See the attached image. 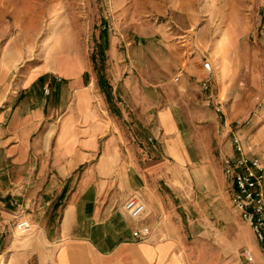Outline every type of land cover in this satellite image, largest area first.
<instances>
[{
    "label": "rangeland",
    "instance_id": "1",
    "mask_svg": "<svg viewBox=\"0 0 264 264\" xmlns=\"http://www.w3.org/2000/svg\"><path fill=\"white\" fill-rule=\"evenodd\" d=\"M116 1L0 0V117L8 121L14 112L27 111L28 102L35 106L48 99L52 84L61 78L65 100L80 97L88 110L103 101L118 127L138 125L134 121L140 115L152 119L153 112L178 98L186 77L200 106L180 107L183 127L187 135H195L197 166L212 167L214 187L207 196L198 185H184L182 171L159 173V190L174 197L172 211L165 204L176 226L175 234L163 236L164 242L174 244L166 264H248L245 249H252L262 264L251 229L232 206L233 186L222 169L231 146L225 125L238 121L246 122L238 136L264 164V0H196L189 33L181 31L189 18L183 11L142 9L146 0H128L137 10L115 11ZM164 35L171 41H158ZM181 52L186 60L182 68ZM102 53L105 61L100 64ZM206 62L211 75L204 70ZM31 80L33 88L25 90ZM206 81L208 92L203 89ZM46 88L51 91L48 96ZM210 96L224 106V119L206 106ZM156 102L157 108L144 105ZM147 128L141 129L150 133L153 145L141 161L166 163V148ZM173 175L182 181L178 189L166 181Z\"/></svg>",
    "mask_w": 264,
    "mask_h": 264
},
{
    "label": "crops",
    "instance_id": "2",
    "mask_svg": "<svg viewBox=\"0 0 264 264\" xmlns=\"http://www.w3.org/2000/svg\"><path fill=\"white\" fill-rule=\"evenodd\" d=\"M154 1L158 6L149 8ZM113 3L115 11L139 8L131 7L128 0ZM145 3L142 9L183 11L189 17L184 25L189 28L181 31L189 33L196 0ZM169 37L161 36L158 41L170 42ZM182 54L180 68L186 62ZM180 72L183 75L184 69ZM56 79L60 83L52 84L53 97L40 99L35 106L28 102L27 111L14 112L8 121L0 117V264H166L174 244L164 242L163 236L175 234L176 226L174 215H166L165 204L172 211L174 197L159 190V173L182 171L184 185L186 181L198 185L207 196L214 187L212 167L197 166L195 135H187L183 127L180 107L200 106L192 94L195 88L185 77L178 98L153 112L152 119L140 115L134 121L138 125L118 127L103 101L88 110L80 97L65 100L64 82ZM34 83L28 81L24 89L33 88ZM76 94L87 95L84 91ZM150 104L158 107L157 102L144 105ZM147 126L156 142L166 148V163L141 161L150 139V133L141 128ZM232 154L228 145L226 155ZM166 181L176 189L182 186L174 175L166 176ZM135 195L147 207L148 216L141 223L131 220L124 209ZM21 220L31 224L30 233L16 231ZM140 226L152 230L146 242L133 239V230Z\"/></svg>",
    "mask_w": 264,
    "mask_h": 264
},
{
    "label": "built area",
    "instance_id": "3",
    "mask_svg": "<svg viewBox=\"0 0 264 264\" xmlns=\"http://www.w3.org/2000/svg\"><path fill=\"white\" fill-rule=\"evenodd\" d=\"M204 70L208 75L212 74L211 64L206 62ZM182 73V72H181ZM179 74L176 81L180 79ZM210 84L203 82L204 91H210ZM45 93L50 94V90L46 89ZM259 106L260 103L258 102ZM206 106L213 108L220 119H224V106L216 102L213 97L206 100ZM246 122H236V124L228 125L226 130L231 137L232 155L223 158V173L231 181L233 186L232 206L239 218L249 226L258 246V253L261 263L264 264V164L262 160L253 155V149L245 145L238 131L245 126ZM153 145V140L149 139V150ZM124 209L128 216L134 222L141 223L148 216L146 204L137 195L130 197ZM16 231L20 234H28L32 231V226L27 220H21L16 223ZM133 239L137 242H146L152 236V230L148 226H140L133 230ZM243 256L248 264H259L256 255L252 249H245Z\"/></svg>",
    "mask_w": 264,
    "mask_h": 264
},
{
    "label": "trees",
    "instance_id": "4",
    "mask_svg": "<svg viewBox=\"0 0 264 264\" xmlns=\"http://www.w3.org/2000/svg\"><path fill=\"white\" fill-rule=\"evenodd\" d=\"M104 61H105V56H104V54L102 53V57L100 58V64H103L104 63ZM93 62L95 63V69H97V56H93ZM101 67H104V66H101ZM99 72H102V71H100L99 70ZM99 75H101V78H100V80L101 81H103V83L105 82V77L102 75V73H100ZM107 82V81H106ZM109 88V87H108ZM109 91V90H108ZM107 91V92H108Z\"/></svg>",
    "mask_w": 264,
    "mask_h": 264
}]
</instances>
